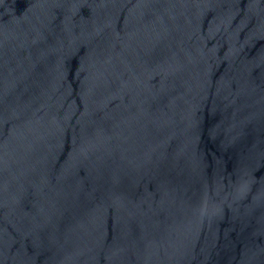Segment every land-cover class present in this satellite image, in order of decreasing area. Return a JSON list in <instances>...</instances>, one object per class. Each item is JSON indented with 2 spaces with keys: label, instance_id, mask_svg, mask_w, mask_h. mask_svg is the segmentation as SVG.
Wrapping results in <instances>:
<instances>
[{
  "label": "water",
  "instance_id": "obj_1",
  "mask_svg": "<svg viewBox=\"0 0 264 264\" xmlns=\"http://www.w3.org/2000/svg\"><path fill=\"white\" fill-rule=\"evenodd\" d=\"M0 264H31V0H0Z\"/></svg>",
  "mask_w": 264,
  "mask_h": 264
}]
</instances>
